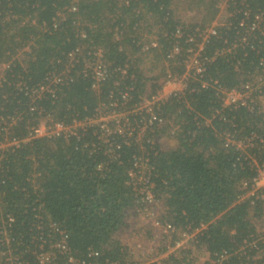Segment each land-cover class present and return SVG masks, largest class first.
<instances>
[{
  "label": "trees",
  "instance_id": "trees-1",
  "mask_svg": "<svg viewBox=\"0 0 264 264\" xmlns=\"http://www.w3.org/2000/svg\"><path fill=\"white\" fill-rule=\"evenodd\" d=\"M183 1L0 0V146L20 141L0 148V264H39L63 236L76 259L136 264L118 234L139 211L128 176L138 158L149 160L153 192L165 209L160 219L175 228L172 245L194 234L192 242L216 264L256 256L264 262L256 227L264 220V189L247 195L258 177L255 164L264 165V112L257 100L224 106L214 89L261 86L264 97V0H227V21L206 40L224 0H186L207 11L191 23L182 19ZM98 51L100 82L90 67ZM196 52L203 73L161 104L164 124L155 133L113 131L104 140L98 123L75 136L25 141L46 120L69 126L131 112L166 73L182 76ZM57 75L62 83L46 91ZM129 117L142 126L141 115ZM162 135L177 146L162 150ZM177 252L149 264L194 263ZM51 264H65V256L57 253Z\"/></svg>",
  "mask_w": 264,
  "mask_h": 264
},
{
  "label": "built area",
  "instance_id": "built-area-1",
  "mask_svg": "<svg viewBox=\"0 0 264 264\" xmlns=\"http://www.w3.org/2000/svg\"><path fill=\"white\" fill-rule=\"evenodd\" d=\"M249 13L246 12L245 15H248ZM256 20L258 22L261 20L260 16L256 17ZM216 22V21H215ZM213 23L212 26L208 27L204 34V40L209 35H214L216 27H219L221 25H217L216 23ZM224 25V23L222 24ZM243 25V22L241 23ZM258 27V24L254 25V28ZM203 45L199 46V50L202 49ZM102 54L101 51H98L94 58L93 61L90 64V67H92V72H93V78L96 80V82H100L101 80L104 79L105 77V71L103 68V64L101 61ZM192 64H195V68L191 67ZM203 64L199 60V54L196 52L193 54L190 58L189 61L187 62V71L182 75V76H177L171 72L166 73L163 79L159 81L160 88L157 89L155 92L151 90V88L148 86L147 90L144 94V96L141 98V102L139 105L135 106L134 109L129 112V113H122V114H115L114 112L108 116H101L100 119L97 121H86V122H76L72 125H64L62 123H55L51 121H43L40 126H38L35 129H32L30 132L29 136L25 141H30L32 139L36 138H42V137H51V136H59V135H64L66 137L68 136H75L77 135L78 129L85 128L83 126H90L91 124H104L102 126V130H104L102 137L103 139L105 137H108L109 134H111L113 131L118 132L119 134H124L128 133V136L131 137L133 133L136 131L137 128H140V132L138 136H142V134L150 130L151 132L155 133L156 130L160 129L164 121L160 117L158 111L160 109L161 104H163L166 100H168L171 96H176L183 94L185 90L188 87V81L190 78L201 75L204 71L203 69ZM63 79L60 76H55L51 79V83L49 84V87H46V91L52 92V89H50V86L53 87V85H58L61 84ZM179 82H182L184 84L183 89H179L178 84ZM177 85V86H176ZM170 86H176L174 89L171 91H167L168 87ZM208 84L203 83V87H207ZM214 89L217 92L218 95L221 96L222 101L224 103V106H230V105H247V101L250 103H256L255 101L257 100V103L260 105L261 99H264L263 96H261V86L258 87H252L250 85H245L237 89H232V90H226L223 87L217 85V83L214 84ZM45 88L41 87L34 93L36 94H41L44 92ZM258 92V96L256 98H252V95L254 93ZM262 111L264 112V108L260 105ZM33 110V109H32ZM141 115V121L140 126L137 124V121L134 123L130 122V115ZM143 114L147 115L145 117ZM109 121H114V124L112 125V128L106 126V123ZM43 123H46L45 126ZM76 129L74 130V128ZM116 127V128H115ZM114 128V129H113ZM108 138L104 139L107 140ZM108 142V141H106ZM228 144H236V141L232 138H229L227 140ZM20 141L14 140L11 141L5 145H1L0 148H8V147H14L18 146ZM239 148H246L247 145H244L242 143L237 144ZM258 172V177L254 180V185L252 187V190L247 194L248 196H253L259 189H264V187H256L258 182L261 181V178L264 176V165H258L255 164ZM146 166V167H145ZM145 173H144V169ZM148 168V169H147ZM150 164L148 159H142L138 158L134 162L133 168L128 172L129 176V185L133 187L135 193H136V204L140 208H145L146 211L153 209L155 206H157L158 199L156 198L154 192H153V187L154 184L150 178ZM264 197V195H263ZM152 227L155 230L161 231V233L158 235L160 237V243L158 244L159 252H158V259L155 261H152V263H160L161 261L167 259L171 254L174 252L179 251L181 248L179 241H177L174 245L171 243V237L172 234L175 233V228L167 223L163 222L160 217H155L152 219L151 222ZM55 228V227H53ZM54 232H59L55 229ZM63 235V233H60ZM194 234H183L182 239L185 238H193ZM262 239V237H260ZM56 251V252H55ZM59 254L61 256H65V264H91L87 263L85 261L79 260L74 258L68 248L67 244V237L63 236L57 244L51 246L49 248L48 252L42 253L38 257L39 264H51L55 259H56V254ZM210 258V257H209ZM262 256H256L253 258V261H248L246 263L242 264H264V262L259 263V259L261 260ZM225 257H221L219 259L223 260ZM12 258H8V264H15L14 261H12ZM211 260V259H210ZM218 261V262H219ZM217 261H212L211 264H216ZM139 264V263H136Z\"/></svg>",
  "mask_w": 264,
  "mask_h": 264
},
{
  "label": "rangeland",
  "instance_id": "rangeland-1",
  "mask_svg": "<svg viewBox=\"0 0 264 264\" xmlns=\"http://www.w3.org/2000/svg\"><path fill=\"white\" fill-rule=\"evenodd\" d=\"M181 5V15L182 19L185 22L191 23L196 20H201L207 15L206 10H200V7L197 8L196 5L188 3L186 0ZM227 0L222 1L220 4L219 16L216 20L217 25H222L225 23L229 17L227 13ZM192 10H189V9ZM195 64H192L191 67L195 68ZM4 68L0 66V78L2 77ZM158 72V70L155 71ZM151 76L154 73L150 74ZM177 86V85H176ZM176 86L168 87L167 91H171ZM179 89L184 88V84L179 82ZM260 105L264 108V99H261ZM46 122V121H45ZM44 126L46 123H43ZM86 127V126H83ZM116 128V127H115ZM76 127L74 128V130ZM159 146L162 150L169 151L177 146L175 137L162 135L158 139ZM146 167V166H145ZM148 169V168H147ZM146 168L143 170L145 173ZM256 187H264V176L261 178V181L258 182ZM139 210V211H138ZM164 207L161 201H158L157 206L153 209L146 211L145 208H140L139 206L135 209L136 215H133L129 219V225L127 228L123 229L119 234V240L122 242V245L127 247L130 250L133 260L139 264H149L152 261L158 259V252L160 243V237L158 235L161 233L159 230H155L152 225V219L155 217H160L164 215ZM257 231L259 236L264 239V220L256 221ZM181 248L177 254L181 255V251L185 250L186 254L190 256L189 259L194 261L193 264H211L209 255L200 248H197L192 242L191 238H185L179 241Z\"/></svg>",
  "mask_w": 264,
  "mask_h": 264
}]
</instances>
